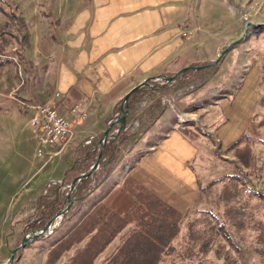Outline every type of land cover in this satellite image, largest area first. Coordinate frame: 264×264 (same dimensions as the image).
Returning <instances> with one entry per match:
<instances>
[{"label": "rangeland", "instance_id": "obj_1", "mask_svg": "<svg viewBox=\"0 0 264 264\" xmlns=\"http://www.w3.org/2000/svg\"><path fill=\"white\" fill-rule=\"evenodd\" d=\"M11 1L16 2L23 16L30 43L23 49L28 61L13 52L9 61L0 64V264H7L11 248L16 245L11 264H44L48 249L76 226L78 220H82L94 197L100 196L102 180L125 150H113L109 157L101 156L87 178L76 179L73 186L66 184L56 188L59 190L58 200L53 199L55 188L43 192L46 178L37 179V175L33 176L30 172L29 164L35 149L33 128L29 123L30 114L20 101L27 98L26 92L31 86H40L42 69L55 57L58 36L62 34L72 10L82 0ZM190 11L188 35L193 49L192 60L188 64L192 65L170 79L164 75L148 77L129 93L128 105L131 101L139 102L136 108L145 116L143 122L164 116L170 123L177 119L186 120L194 123L193 126L199 130H204L197 163L203 178L202 185L225 173H236L246 184L260 190L264 198V143L250 141L252 164L244 166L237 160L233 148L224 149L216 140L214 120L208 123L209 116H217L219 112L220 97L232 93L245 67L252 63L258 67V99L263 98L256 104L253 118L259 122V136L264 138V0H190ZM3 18L5 16L0 11V20ZM238 37L214 61L221 49ZM48 52L53 53L50 55ZM122 98L108 123L120 114ZM117 125L115 122L109 129L113 131ZM120 131L122 129L117 134ZM238 146L241 148L243 142H239ZM93 152L95 156L98 150ZM113 155V160H110ZM89 167L90 164L87 170ZM31 180H37V185L31 187ZM64 182L70 184L71 180L65 177ZM221 184L222 181L218 180L205 191L211 195ZM67 191L70 192V201L63 199ZM116 197V194L109 197V206L113 209L117 207L122 212L127 203H117ZM209 206H212L211 202L203 192L179 223L185 227V218L197 217L201 209ZM251 208L254 209V206ZM60 209L63 210L54 215ZM255 213L264 219L259 210ZM52 215L50 225L44 232L20 244L24 235L38 230ZM226 225L234 242L229 243L220 235L215 237L202 264H264V259L254 249L255 230L246 226L240 233L234 230L231 222ZM120 240V235L114 236L90 264H104ZM84 242L85 238L72 243L52 264L69 262L77 247Z\"/></svg>", "mask_w": 264, "mask_h": 264}, {"label": "crops", "instance_id": "obj_2", "mask_svg": "<svg viewBox=\"0 0 264 264\" xmlns=\"http://www.w3.org/2000/svg\"><path fill=\"white\" fill-rule=\"evenodd\" d=\"M190 22V0H82L58 36L55 57L42 69L40 86H31L21 101H52L62 113L76 107L86 115L73 123L71 140L56 159L44 162L34 153L29 164L32 175L72 180L86 171L123 94L146 77L169 74L192 60ZM257 79L258 67L248 63L232 93L220 97L217 116H209L222 147L246 129L258 101ZM138 103L128 105L121 128L125 136L119 143L109 129L101 156L125 151L109 168L100 196L94 197L85 215L104 204L106 210L133 219L159 198L183 216L200 191L203 178L197 163L204 130L186 120L170 123L164 116L143 122ZM22 105L30 114V107ZM182 127L191 130L186 133ZM33 139L35 144L34 134ZM30 182L31 187L38 183ZM58 191L54 190V200ZM114 194L117 203H127L122 212L109 206Z\"/></svg>", "mask_w": 264, "mask_h": 264}, {"label": "trees", "instance_id": "obj_3", "mask_svg": "<svg viewBox=\"0 0 264 264\" xmlns=\"http://www.w3.org/2000/svg\"><path fill=\"white\" fill-rule=\"evenodd\" d=\"M0 11L5 16L0 20V64L9 61L13 52L28 61L23 49L30 43L29 33L16 2L0 0ZM262 99L259 98L257 103ZM253 115L254 112L246 129L224 147L233 148L237 160L244 166L252 164L250 141L264 143L257 130L259 122L255 121ZM181 129L186 133L191 130L188 127ZM124 136L123 131L118 133L116 143ZM239 142H243L241 148ZM113 158L114 155L110 160ZM218 180L222 181L221 187L214 189L211 195L207 194L206 188ZM203 192L212 206L201 209L197 217L185 218V227L179 223L181 213L159 198H153L154 206L146 207L133 219L128 214L106 210L104 204H98L48 249L44 264H52L72 243L83 238L85 242L77 247L66 264H90L116 235H120L121 240L104 264H202L215 237L220 235L227 242H234L226 225L229 222L240 233L246 226L255 230L254 249L264 259V219L255 213L259 210L264 215L261 191L246 184L238 174L225 173L201 185L194 202L201 198ZM129 222L131 224L126 227ZM124 227L126 229L122 231Z\"/></svg>", "mask_w": 264, "mask_h": 264}, {"label": "built area", "instance_id": "obj_4", "mask_svg": "<svg viewBox=\"0 0 264 264\" xmlns=\"http://www.w3.org/2000/svg\"><path fill=\"white\" fill-rule=\"evenodd\" d=\"M21 103L26 104L31 109L29 123L33 128L35 138L34 153L43 158L44 162L53 160L61 154L71 140L73 123L86 115L85 110L76 107H72L68 114L62 113L52 101H21ZM116 131L117 127H114L112 133ZM90 137L91 135L86 141H89ZM97 144H99L98 141ZM66 184L70 186L69 183L64 182L62 176H49L44 181L43 192H50V190L64 187Z\"/></svg>", "mask_w": 264, "mask_h": 264}, {"label": "water", "instance_id": "obj_5", "mask_svg": "<svg viewBox=\"0 0 264 264\" xmlns=\"http://www.w3.org/2000/svg\"><path fill=\"white\" fill-rule=\"evenodd\" d=\"M238 39H239V37L230 40V41L226 44V46H224V47L221 49V51L218 53V55L216 56V58L214 59V61H216V60L220 57V55H221V54H222V53H223V52H224L229 46H231L233 43H235ZM190 65H192V64H186V65H183V66L179 67L178 69H176L172 74H165L164 77H165L166 79H170V78H172L176 73L180 72L181 70L185 69L186 67H188V66H190ZM147 78H148V77H146V78H144L143 80H141V81L135 83L134 85H132V86H131V87H130V88H129L124 94H123L122 102H121V104H120V114H119L116 118H114V119H112V120L109 121L108 126H107V127L105 128V130H104V135L98 140V143H99V150H98V152H97V156H96L95 160L90 164V167H89L88 170H86V171H82V172L78 173L76 176L73 177V179H72L71 182H70V186H73V185H74L76 179H78V178H80V177H82V176H87L88 174H90L91 170H92V169L98 164V161H99V159H100V157H101V154H102L101 146H102L104 140L106 139V136H107V134H108V132H109V128H110V126H111L113 123H115V122L118 123V125H117V131L114 132V133H112L113 136H116V135H117V132H118V131L124 126L125 121H126V115H127V109H128L127 97H128V95H129V93H130L132 90H134L139 84H141L142 82H145V81L147 80ZM66 197H67L68 201L71 200L70 192H69V191L67 192ZM61 211H62V209H61V210H57L56 213H55L54 215H57V214H58L59 212H61ZM54 215H52V216H51V217H50V218H49V219H48V220H47V221H46V222H45V223H44V224L38 229V230H36V231H34V232H32V233H29V234H27V235H24V236H23V239H22L21 242H20V244H23V243H24L26 240H28L29 238H33V237H35L36 235H38V234L44 232V230L46 229V227L48 226V224L51 222V220H52V218H53ZM16 247H17V245L14 246L13 248H11L10 255H9V257H8L7 264H11V263H12L13 253H14V250H15Z\"/></svg>", "mask_w": 264, "mask_h": 264}]
</instances>
